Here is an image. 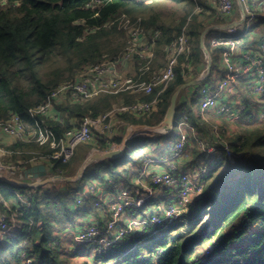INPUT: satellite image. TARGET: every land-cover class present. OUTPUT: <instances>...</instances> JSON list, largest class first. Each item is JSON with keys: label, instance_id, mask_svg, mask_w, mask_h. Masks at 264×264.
I'll use <instances>...</instances> for the list:
<instances>
[{"label": "trees", "instance_id": "1", "mask_svg": "<svg viewBox=\"0 0 264 264\" xmlns=\"http://www.w3.org/2000/svg\"><path fill=\"white\" fill-rule=\"evenodd\" d=\"M174 1L175 8L184 11L179 23L162 18L161 6L169 0H0V118L8 119L18 113L33 122L30 110L46 102L67 78L84 66L99 63L125 49L129 36L126 29L119 28L123 14L138 20L151 33L150 37L160 32L152 71L165 66L164 46L192 18L188 23L192 39L190 60L193 72L199 75L206 64L200 40L207 21L216 17L221 22L225 18L216 12L194 13L195 0ZM261 23L264 25V16ZM207 46L213 65L219 63L225 48L208 42ZM184 62L185 56H181L176 78L161 94L157 111L141 119L130 117L131 121L156 124L165 118L173 95L188 82L182 72ZM141 68L140 60L136 59L130 75L136 79L147 77L150 73L142 75ZM158 91L156 88L154 94L142 95L140 99L151 100ZM121 98L128 103L135 100V96L126 92H102L82 104L67 105L62 109L66 120L48 119L47 124L59 142L76 125L71 122L73 117L99 116ZM177 111L196 120L187 103L177 106ZM240 129L228 142L236 154L235 162L225 158L212 165L201 194L194 198L185 216L187 220L189 217L186 224L171 225L159 234L145 231L126 235L109 247V255L101 254L98 259L103 255L104 262L114 260L115 264H264V120L250 116ZM10 149L12 158L21 162V166L30 165L34 156H49L55 151L50 144L21 140ZM195 153L197 160L210 162L209 154L198 150ZM84 155L77 152L69 163L57 162L56 173L61 168L67 176L74 175L75 163L80 165ZM120 164L114 159L92 163L82 179L67 181L66 188L58 191L38 187L30 198V207L19 214L22 229L17 236L0 244V264H19L25 255L31 259L27 264H70L69 258L59 250L62 246L56 228L65 222L76 226L77 213L88 216L94 212L92 207L73 209L75 191L84 186L85 180L98 179L104 183L111 177L120 183L128 172L127 168L119 170ZM24 189L25 186L7 183L0 187V195L20 204L22 198L18 193ZM151 238L153 249L148 255L130 251L136 242ZM212 240L215 243L207 248Z\"/></svg>", "mask_w": 264, "mask_h": 264}, {"label": "built area", "instance_id": "2", "mask_svg": "<svg viewBox=\"0 0 264 264\" xmlns=\"http://www.w3.org/2000/svg\"><path fill=\"white\" fill-rule=\"evenodd\" d=\"M213 9H216L217 13L222 17L227 18L234 12L235 0H195L194 13L209 14L212 13ZM248 12H251V10ZM122 20L123 18L121 17L119 19V28L125 27L128 33V28ZM190 21H192V18H189V22ZM188 23L182 28L181 32L174 36L170 43L164 46L166 63L165 66L160 67L158 70L152 71V63L156 56L155 48L160 32L157 31L153 37H150L149 32H145L146 30L137 22L136 25L139 26L131 29L130 33H128V45L125 49L114 56H107L99 63L84 66L82 69L78 70L73 77L67 78L56 90H54L49 95L46 102L31 109L32 116L34 114H40L47 117L51 104H53L52 100L58 102L64 99H70L73 102H83L100 91L115 93L128 91L138 96L142 94L152 95L155 89L159 88L158 94L151 100L138 99L130 104L121 102L115 104L111 110L102 115L84 116L78 120V123L74 127L65 132L64 136L61 137L59 141V146L56 147L51 155L34 156L31 158L30 163H33L34 166L41 163L55 166L57 162L67 164L75 157L78 148L82 144H104L110 150H117L120 148V143L112 137L113 132L119 128L118 124L123 122V120L118 117L127 113L150 116L156 112L161 94L176 78V70L180 66L181 56H185V62L182 64L183 75L187 77L193 72L194 68L190 60L192 39L189 33ZM229 32L233 33V35L229 37L213 36L211 39L212 46H222L225 48L221 52V59L226 73L220 76L217 81H204L199 87L201 112L205 114L206 112L212 111L218 116H225L232 120H235L239 115L245 112H251L246 104H244V99L240 90H237V105H234L230 101L227 103L226 100L228 89L238 84L241 75H248L247 77L249 79L255 81L251 87V94L253 97L259 99V107H262H260L261 111H259L258 114L260 118L264 120V105L263 102H261V99L264 97V42H261L256 47L260 49V52L252 54L249 49L241 52L242 46L246 47L253 44V41H251L252 37H250L251 31L247 29L244 33L239 34V30L236 28H230ZM236 51H238L240 55L234 56ZM135 59L140 60V65L143 67L141 68L142 75L147 72L150 73L147 77L141 76L136 79L134 76H124L118 73V68L120 66ZM207 77L208 73L202 74L203 79H207ZM251 115L254 116V113H251L250 116ZM44 124V120H38V125L41 128H44ZM26 128L24 119L18 113L11 114L7 120L0 119V133L3 131L6 132L14 141L24 138L28 132ZM178 129L179 133L177 137L171 142L170 152L173 153L171 154L172 157L180 160L186 157L187 147L191 142V132H194V127L190 125L187 114L182 117ZM201 139L199 148L207 152L211 157L210 162L204 164L205 168L201 167V164L198 165L197 177H194L186 171H176L175 168L173 172H152L151 185L147 187V193L141 195L136 201L110 199L109 201H111V204L108 202L110 220L106 228H100L99 224L79 227L78 233L76 234L77 241L86 244L87 247L92 244L96 246L98 242H109L112 245L126 235L133 234L132 228L128 227V224L123 225V222H121L122 218L120 217L122 213L133 206L142 207L148 199L153 198L156 191L167 195L164 202H162L165 206L164 209H160L158 213H149V218L142 222L144 228H147L150 234H159L167 230L171 225L181 222V219L186 216L188 209H190L192 197H197L201 194L205 184L204 179L209 173L212 165L218 160H223L225 158H228L231 162H235L236 159L235 152L227 143L221 144L218 137H214L212 140L206 137ZM147 143L148 142H144L135 148L136 155L144 160L146 166L154 162V159L146 152ZM59 172L63 174L61 168H59ZM26 176L27 174L20 164L0 161V182L7 183L6 181L10 182V180L15 177L23 180ZM43 178L44 177H38L37 182H42ZM91 183L92 188L90 191L94 190L92 193L97 194V183L95 180ZM86 191L89 192L87 189ZM31 197V191H26L21 195L22 203L19 204L17 213L11 216L14 220L12 223H9L10 217L7 213L2 214L0 230L7 231L14 227L16 229L17 226H19L20 221L17 220V216L22 213V210L30 207ZM77 202L79 204H87L88 199L80 193L77 195ZM94 204L100 207L102 201L100 199H95ZM112 231H114L113 236H111L113 238L107 239L108 233ZM213 243H215V240L210 242L209 248H211ZM27 260L29 261H26V264L27 262H31V259L27 258ZM107 262H110L109 264H115L114 260ZM107 262L103 261L104 264Z\"/></svg>", "mask_w": 264, "mask_h": 264}, {"label": "crops", "instance_id": "3", "mask_svg": "<svg viewBox=\"0 0 264 264\" xmlns=\"http://www.w3.org/2000/svg\"><path fill=\"white\" fill-rule=\"evenodd\" d=\"M236 1H237L235 4L236 8L234 9V12L232 13L231 16H229L228 18L222 19L221 22H218L217 20H215L214 18H216V17L210 18L207 21V26L203 31V33H204L207 30V33L205 35V47L207 50H205L201 46V48L204 52V55H205V63L206 64L202 68V71L199 73V75L203 71H206V73H208L207 79H203L198 74H196V72H193L189 76L185 77V80H188V82L182 85L184 87H182V86H181L182 88L180 87L181 88L180 91H179V89H180L179 88L175 92V94H177V92L179 91L178 95L176 97L175 103H173V100L175 97V94H174L172 101H171V106L168 110V113L166 114L165 118L162 121H160L159 123H156V124H148V123L137 124V123H134L133 121L130 120V117H133L135 119H141V118H144V116L135 115L132 113L123 114V115H120L118 117V118L122 119L123 122L118 124L119 128L113 132L112 137L114 140H116L115 138L121 139L120 141L116 140L118 143H120V148H118L117 150H113V151L123 150L124 153L120 156V157H122L129 150L128 149V143H129L128 141L132 140V139L140 138L143 140H141L138 143V145L143 144L144 142H148L146 152L151 158L154 159V162H152L146 166V163L144 162V160H142L141 158H139L136 155L135 149H134L133 155H131L130 157H124L125 160L124 159L117 160V162L121 163L118 167L119 170H123L126 168L128 169V172L124 173L125 179L123 178L120 183H116L111 177H110L109 182L106 181L104 183L100 182L98 179H93L97 183L96 188H97L98 192H97V194H94L92 192H89L87 194L88 191H86L87 187L85 186V184H88V186H91L90 183L93 180H89L88 182H84L85 183L84 186L82 188H80L79 190L75 191L76 202L73 204V209L78 211L80 204H78V202H77V195L81 193L82 195L86 196L88 199V203L84 204L85 206L84 205H81V206L85 207V208L86 207H92L93 209L96 210V213L94 210V212H91L90 215H88V216H82L81 215L80 218L77 217V215H80L79 213H77V215L75 217L76 223H77L76 226L73 224H71L72 226H70L68 224L67 226H63L60 230H56L57 236L60 237V240H59L60 246L69 244L71 238H72L71 241L75 242L74 238L76 239L75 235L78 233L77 230L79 227H87L90 224L97 223L100 226H102L103 228H105L107 225V221L110 218L109 210H108V202L110 199L121 200L125 197H130L133 201H136L141 195L147 193V187H149L151 185L149 173L155 172V171L156 172H162V171H165L167 169L166 168L167 162L164 161L163 157H166L167 153L170 152L171 142L173 140H175V138L177 137V135L179 133V129H178L179 123H180L182 117L185 114H187V113H182V112L178 113V111H177V106L182 105L183 102L187 103L191 107L192 111L195 114V118H196V120L192 121L190 119L189 114H187L189 117L190 125L192 127H194V132H191L192 133L191 142H190L189 146L187 147V155L185 158H182L180 160V161H184L187 167H189L188 164H194L195 166H197V165L204 162V159L197 160L196 159V153H195V151H197V150L200 152H203L199 148V142H200V140H202L201 138L206 137V138L212 140V138L218 137L221 144H223V143L228 144V142L223 140V138L227 139V138H229V136L235 135L238 132L239 126L242 124V122L245 120H248L250 118L251 113H254V116L251 115V117H253V119L262 121V119L260 118V116L258 114L259 112L257 111L262 106L259 107V103H258L259 99L253 97L251 94L252 93L251 87L255 81L249 79L247 77L248 75H241L239 77L238 84L235 85L233 88L228 89V96H227L226 100H227V103L230 101L234 105H237L238 104V102H237V90H240V93L242 94V97L244 99V104H246V106L249 109L251 106L253 107V110L250 109L251 112H249V113L245 112V113L239 115L235 120H232V119H228L224 116H218V115L214 114L212 111L206 112L204 114L201 112V109H200L201 96H200V93L198 90L199 87L204 83V81H206V80L207 81L208 80L217 81L220 76H222L226 73V69L223 65L221 57H220L219 63H216L215 65H213L212 54H211V52L207 46V42L211 43V39L213 36H217V37L229 36V34H230L229 29L230 28H236L237 30H239V34H242V33H240V28L245 24V22H247L248 17H250L251 15L253 16V17L251 16L252 18L258 20L256 28H251L250 25H248V27H247V29L251 31L250 37H252L251 41H253V44L251 46H246V47L242 46L241 52L248 50V49L251 51L252 54H255L256 52H260L259 51L260 49L256 48V47L261 42H264V25H262V23H261L262 17L264 16V0H242V1L236 0ZM249 10H251V12H248ZM212 12L217 13V10L213 9ZM218 15H220V14H218ZM145 32H147V31H145ZM247 35H249V34H247ZM208 37H209V39H208ZM128 39H129V37H128ZM201 39H202V35H201ZM200 44H201V40H200ZM155 50H156V48H155ZM163 53H164V49H163ZM155 54H156V56H155V58H156L157 52ZM164 55H165V53H164ZM135 61H136V59L120 66L118 68V73H121L124 76H126V75L130 76V73L133 72V70L135 69ZM210 62H211V68H209ZM165 63H166V59H165ZM183 90H186V92H184L181 95ZM102 92H109V91H100V92L94 94L93 96H91L87 100H90L91 98L96 97L97 95H99ZM121 92H126V93H129L131 96H135V100L133 102L137 101L138 99H140V96L144 95V94H142V95L138 96L137 94H132L128 91H121ZM109 93H115V92H109ZM117 93H120V92H117ZM144 96H146V95H144ZM197 98L199 100H198L197 104L195 105L194 102ZM261 100H262L261 102H263V105H264V97ZM52 102H53V104H51L50 111H49V114L47 117L42 116L40 114H34L32 116L31 110H30V119H32L33 122H31L30 120H27V119H26L27 120L26 121L23 118L24 124L27 127L26 129L28 130V132L24 136V138L19 139V140H21L23 142L37 141L40 145L50 144L51 147H53L55 149H56V147L59 146L60 142H57L56 135H55V133L52 132L51 128L47 124V120L48 119H54L56 121H64V120H66L67 116H65L63 114L62 109H64L67 105L82 104L85 101L73 102L70 99H64V100H61L58 102L55 100H52ZM121 102L128 103L125 100V98H121L119 101L115 102L113 104V106L115 104H118ZM133 102H130V103H133ZM130 103H128V104H130ZM173 105H175V113H173V111H174L172 108ZM173 114L175 116H174V119L171 120V117ZM178 115H179V117H178V119H176V117ZM39 116H41V118ZM2 120H7V119H2ZM38 120H44L45 121L44 128H41L38 125ZM78 120L79 119L73 117L71 119V122L73 124H77ZM153 133L154 134H156V133L164 134V136L166 137L165 141L162 143L153 141L152 140ZM15 142H16V140L14 141L6 132L3 131L0 133V161H3L5 163H10L14 160L12 158V150L10 149V146H12ZM126 143H127V145H125ZM86 145H87L88 150L86 148L83 152L85 154L84 155L85 158L83 159V161L81 162L80 165L78 162L75 163V167L77 169L75 170L74 175L67 176L65 172L63 174H60L59 172L56 173L54 166H50L49 164H45V165H47V167H46L47 168V175L43 176L44 178H43L42 182H37V177L30 178V177L26 176L23 180L18 179V177H15L14 179H17L19 181H24L25 183H27V185H22V184L19 185V186H25L26 189H24L22 192H19L18 196L21 198L22 193H25L26 191H31L32 195H33L37 192L38 187H42L43 190H45V191H47V190L48 191H58L60 189H65L67 181H74V182L78 181V180H74L73 177H75L79 174L80 169L83 166V164L85 163V161L90 156L95 155V154H92L93 151L94 152H100V153H98V155H95V156H102V157L107 152L112 151V150L108 149L106 146L103 145L104 146L103 147L102 145H100L98 143H90V144H86ZM124 146H125V149H124ZM126 146H127V148H126ZM90 147H91V149L93 148V151H91V152L89 150ZM205 153H207V152H205ZM116 159H114V160H116ZM99 161H101V160H99ZM96 162H98V161H96ZM16 163L21 164V162H19V161H16ZM93 163H95V162H93ZM41 164H44V163H41ZM32 166H34L33 163H31L30 165L26 164V165L22 166V169L25 170V173H26V169H28ZM6 182L12 183L9 181H6ZM7 183L0 182V187L7 184ZM12 184H14V183H12ZM111 185L114 186V189H112ZM165 197H167L166 194L164 195L163 193L156 191V194L153 196V198L148 199L142 207L133 206L131 208H128L126 210L125 215H124L123 225H126L127 223H129V219L131 216H135L136 218H139V217H142V216L147 215L149 213H152L153 210H151V211L147 210V207H146L147 202L155 200L154 203H162V202H164ZM95 199H100L103 202V205H101L100 207L96 206L94 204ZM154 205H157V204H154ZM18 206H19L18 202H11V201L3 198L0 195V220H1L2 214L7 213L8 216L10 217L9 223H12L14 220L11 216L13 214L17 213ZM155 207L157 208L158 206H155ZM17 220L20 221V223L16 229L14 227L11 230H7V231L0 230V244L4 243L5 240L8 238H12L14 236H17V233L22 229L23 223H22V220L20 219L19 216H17ZM80 224H82V225H80ZM68 233H73L74 237H70L68 235ZM76 245H77V243L76 244L72 243V244H69V247L71 249H73L75 252V248H77ZM72 247H74V248H72ZM93 249H94V247L92 248L89 246L88 252H86L87 254L82 253L83 255L80 256V258L82 260H86L88 262H89V260H87L86 258H88L90 260L93 258L94 259L97 258V255ZM26 258H28L27 255L24 256L23 262H21L19 264H24V263L26 264Z\"/></svg>", "mask_w": 264, "mask_h": 264}, {"label": "rangeland", "instance_id": "4", "mask_svg": "<svg viewBox=\"0 0 264 264\" xmlns=\"http://www.w3.org/2000/svg\"><path fill=\"white\" fill-rule=\"evenodd\" d=\"M236 0H235V4H236ZM180 5V4H179ZM177 6V4H176V2L174 1V0H169V2H166V3H164L162 6H161V10L163 11L162 13V18H164V19H168L169 18V21H171V22H176V23H179L180 21H181V18H182V16H183V14H184V11L183 10H177V8H175ZM235 8H236V5H235ZM210 14V13H209ZM218 15V14H217ZM122 18H123V23L125 24V26L128 28V33H130V31H131V29H133V28H137L139 25H136V23L138 22V20L137 21H132V19H130L131 17L129 16V15H127V14H123L122 16H121ZM120 17V18H121ZM228 18V17H227ZM140 19V18H139ZM130 20H131V22H130ZM257 23H258V20H256V19H254V18H252L251 16L250 17H248V19H247V22H245V24L240 28V33H244L246 30H247V27H248V25H250L251 26V28H256L257 27ZM123 28H125V27H123ZM126 29V28H125ZM149 32V31H148ZM230 34H229V36H232L233 35V33H231V32H229ZM149 34H151L150 32H149ZM148 34V35H149ZM214 34V33H213ZM150 36V35H149ZM228 36V37H229ZM208 39H209V37H208ZM235 55H240L239 54V52L238 51H236L235 53H234V56ZM253 57V56H252ZM165 59L166 58H163V61H165ZM192 69V68H191ZM206 73V71H203L199 76L200 77H202V74H205ZM133 75H135V73L133 74ZM184 92H186V90H183L182 91V93H181V95L184 93ZM198 98L195 100V102H194V104L196 105L197 104V102H198ZM250 109L251 110H253V107L251 106L250 107ZM250 109H249V111H250ZM258 112L259 111H261V109H258L257 110ZM178 117H179V115L176 117V119H178ZM244 122V121H243ZM242 122V123H243ZM240 127H241V125L239 126V130L238 131H240L241 129H240ZM238 128V127H237ZM165 136H164V134H160V133H156V134H154L153 133V138H152V140L153 141H155V142H164L165 141ZM141 140H143V139H140V138H138V139H132V140H129L128 142V152L125 154V155H123L122 157H119V158H117L116 160H122V159H124V157H130L131 155H133V152H134V149L138 146V143L141 141ZM223 140H225V141H227V142H229V141H231L232 140V137L231 136H229V138H227V139H225V138H223ZM90 146V145H89ZM87 148V145L86 144H82L79 148H78V153L80 154V155H82L83 154V152H84V150ZM90 150V152L91 151H93V148L91 149H89ZM98 153H100V152H92V154H95V155H98ZM171 154H173V153H171V152H169V153H167V156L166 157H164V161L165 162H167V166H166V170L165 171H172L173 172V170H174V168L176 169V171H179V172H182V171H186L187 173H190L191 175H193L194 177H197V169H199L198 168V165L197 166H195L194 164H188L189 165V167H186V164H185V162L184 161H180V160H177V158H174V157H172L171 156ZM209 158L211 157V156H208ZM125 160V159H124ZM9 161V160H8ZM12 162H14V163H16V161H12ZM204 164H207L206 163V161H204V163H201V167H203V168H205V165ZM152 173V172H151ZM151 173H149V176H150V181H151ZM192 179H193V177H192ZM86 181V180H85ZM84 181V182H85ZM86 182H88V181H86ZM91 184V186H92V183H90ZM97 185V184H96ZM85 186L87 187V190H89V192H94V190H91L90 191V189L92 188L91 186H88V184H85ZM89 192H87V194L89 193ZM194 198H197V197H192V199H191V202H193V200H194ZM122 200H132L130 197H126V198H123ZM111 201H109V204H111L110 203ZM155 202V200H152V201H149V202H147V204H146V207H147V210H153V212L154 213H158L159 212V210L160 209H164V206L165 205H163L162 203H154ZM88 203V202H87ZM79 204V203H78ZM86 204V203H85ZM154 204H157V205H154ZM81 205H84V204H80V206ZM102 205H103V202H102ZM155 206H158L157 208L155 207ZM148 212V211H147ZM187 212H189V209H188V211ZM125 213H126V211H124L123 213H122V215H121V217L120 218H122V220H121V222H124V215H125ZM110 215V214H109ZM149 215L150 214H147V215H144V216H142V217H139V218H136L135 216H131L130 217V219H129V223H127L128 224V227H131L132 228V232H134V233H136V234H143V231L145 232V231H149L147 228L145 229L144 228V225H142V222L144 221V220H147L148 218H149ZM94 216V215H93ZM77 217L78 218H80L81 217V215H77ZM109 220H110V218H109ZM109 220L107 221V224H108V222H109ZM189 221V217H188V220H187V218L186 217H183V219H181V222H179L180 224H186L187 222ZM69 223L68 222H65V225H68ZM94 224H96L97 225V223H94ZM65 225H63V226H65ZM63 226H61V227H57L56 228V230H60ZM70 226H72L71 224H70ZM100 226V225H99ZM107 226V225H106ZM173 226H175V224L173 225ZM100 228H103L102 226H100ZM106 228V227H105ZM78 231V230H77ZM149 233V232H148ZM113 234H114V231H112L111 233H108V235H107V239H112L113 237H111V236H113ZM68 235L70 236V237H74V235H73V233H68ZM75 237H76V235H75ZM72 240V238L70 239V242H69V244H76L77 243V245H76V247L77 248H75V252H74V250L73 249H71L70 247H69V244H67V245H63L62 247H60V249L59 250H61L62 251V253L64 254V255H66L68 258H69V262H70V264H104L103 263V255H109V253H110V243L109 242H107V243H97V245L95 246V245H90V247H92V246H94V251H95V253H96V255H97V257H98V255H101V254H103L102 255V258L100 257V259H97V258H93V259H88V258H86L87 260H89V262L88 261H86V260H82L81 258H80V256H82L83 254H87L86 252H88V247H87V245L86 244H84V243H78V241H76L77 240V238L75 239L74 238V240H75V242H72L71 241ZM211 242V241H210ZM210 242H208L207 243V245H206V247L208 248L209 247V244H210ZM154 243V240H153V238H151V239H143V240H140V241H138V242H136L134 245V248H130L131 250V252H137V251H140V252H142V254L143 255H148L149 254V250L150 249H153V244ZM129 247H131V246H129ZM72 248H74V247H72ZM93 248V247H92ZM83 253V254H82ZM76 254V255H75ZM26 261H29V260H27V258H26ZM97 261V262H96ZM110 262H107L106 264H109ZM25 264V263H24Z\"/></svg>", "mask_w": 264, "mask_h": 264}, {"label": "water", "instance_id": "5", "mask_svg": "<svg viewBox=\"0 0 264 264\" xmlns=\"http://www.w3.org/2000/svg\"><path fill=\"white\" fill-rule=\"evenodd\" d=\"M207 33V30L202 34V39H201V46L205 49V35ZM211 61V60H210ZM209 68H211V62L209 63ZM184 87V86H182ZM181 87V88H182ZM181 88L179 89V91L181 90ZM178 91V92H179ZM178 92L177 94H175V97H174V100H173V103H175V100H176V97L178 95ZM173 108V113H175V105L172 106ZM174 114L172 115L171 117V120L174 119ZM127 145V143L125 144ZM127 148V146H126ZM124 149H125V146H124ZM124 153L123 150H119V151H110V152H107L103 157L102 156H95V155H92L90 156L86 161L85 163L83 164V166L81 167L80 169V172L77 176L73 177L74 180H80L83 178L84 176V173H85V170L86 168L92 164L93 162H96V161H99V160H103V159H116V158H119L122 154ZM26 174L28 177L32 178V177H43V176H46L47 175V168H46V165L45 164H38V165H35V166H32L28 169H26ZM10 182L16 184V185H27V183H25L24 181H19L17 179H12Z\"/></svg>", "mask_w": 264, "mask_h": 264}]
</instances>
